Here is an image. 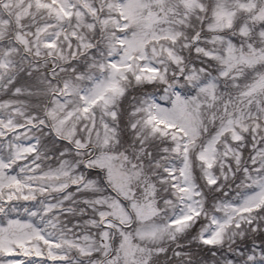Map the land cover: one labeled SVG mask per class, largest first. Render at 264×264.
I'll list each match as a JSON object with an SVG mask.
<instances>
[{
    "label": "snow or ice",
    "instance_id": "snow-or-ice-1",
    "mask_svg": "<svg viewBox=\"0 0 264 264\" xmlns=\"http://www.w3.org/2000/svg\"><path fill=\"white\" fill-rule=\"evenodd\" d=\"M0 264H264V0H0Z\"/></svg>",
    "mask_w": 264,
    "mask_h": 264
}]
</instances>
